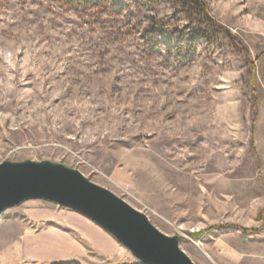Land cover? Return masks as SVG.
<instances>
[{
    "label": "rangeland",
    "instance_id": "374dc122",
    "mask_svg": "<svg viewBox=\"0 0 264 264\" xmlns=\"http://www.w3.org/2000/svg\"><path fill=\"white\" fill-rule=\"evenodd\" d=\"M0 0V163L83 174L195 264H264V0ZM0 264H143L82 214L28 200Z\"/></svg>",
    "mask_w": 264,
    "mask_h": 264
},
{
    "label": "water",
    "instance_id": "95a60500",
    "mask_svg": "<svg viewBox=\"0 0 264 264\" xmlns=\"http://www.w3.org/2000/svg\"><path fill=\"white\" fill-rule=\"evenodd\" d=\"M28 200H44L87 217L143 264H195L179 237L157 229L140 211L79 171L50 161L0 163V218Z\"/></svg>",
    "mask_w": 264,
    "mask_h": 264
},
{
    "label": "trees",
    "instance_id": "16d2710c",
    "mask_svg": "<svg viewBox=\"0 0 264 264\" xmlns=\"http://www.w3.org/2000/svg\"><path fill=\"white\" fill-rule=\"evenodd\" d=\"M97 0H66L68 3H74V2H80V3H85V4H91L96 2ZM168 1V0H167ZM180 3L184 4L185 6L191 7L195 10H198L200 12L205 13L206 20L207 22L223 29L222 26H220L212 17L208 15L206 12V6L201 0H178Z\"/></svg>",
    "mask_w": 264,
    "mask_h": 264
}]
</instances>
